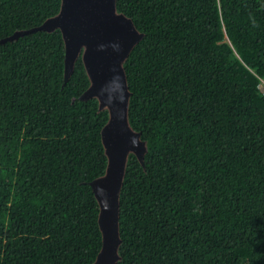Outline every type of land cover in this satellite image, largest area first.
Masks as SVG:
<instances>
[{"label": "trees", "instance_id": "16d2710c", "mask_svg": "<svg viewBox=\"0 0 264 264\" xmlns=\"http://www.w3.org/2000/svg\"><path fill=\"white\" fill-rule=\"evenodd\" d=\"M143 38L124 63L129 155L116 264H264V0H116ZM60 0H0V40ZM64 84L58 29L0 43V264H90L101 247L90 182L107 112Z\"/></svg>", "mask_w": 264, "mask_h": 264}, {"label": "water", "instance_id": "95a60500", "mask_svg": "<svg viewBox=\"0 0 264 264\" xmlns=\"http://www.w3.org/2000/svg\"><path fill=\"white\" fill-rule=\"evenodd\" d=\"M58 29L64 45V84L80 57L89 84L80 100L95 98L107 112L100 139L107 159L104 173L90 186L97 201L101 247L90 264H116L120 260V191L130 154L141 165L147 152L141 132L129 122L128 87L124 63L143 38L132 19L117 10L116 0H60L59 11L37 27L14 32L0 40L13 41L36 31Z\"/></svg>", "mask_w": 264, "mask_h": 264}, {"label": "built area", "instance_id": "2783aa9c", "mask_svg": "<svg viewBox=\"0 0 264 264\" xmlns=\"http://www.w3.org/2000/svg\"><path fill=\"white\" fill-rule=\"evenodd\" d=\"M263 81L261 80V83H262ZM260 83V85H259V88H260V90H261V92L264 94V87L262 86V84Z\"/></svg>", "mask_w": 264, "mask_h": 264}, {"label": "rangeland", "instance_id": "374dc122", "mask_svg": "<svg viewBox=\"0 0 264 264\" xmlns=\"http://www.w3.org/2000/svg\"><path fill=\"white\" fill-rule=\"evenodd\" d=\"M263 82L261 83L262 84V86L264 87V80H262Z\"/></svg>", "mask_w": 264, "mask_h": 264}]
</instances>
